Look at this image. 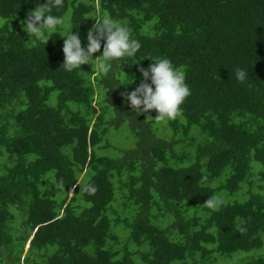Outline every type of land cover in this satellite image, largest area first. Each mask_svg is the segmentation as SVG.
<instances>
[{
  "label": "trees",
  "instance_id": "1",
  "mask_svg": "<svg viewBox=\"0 0 264 264\" xmlns=\"http://www.w3.org/2000/svg\"><path fill=\"white\" fill-rule=\"evenodd\" d=\"M43 2L0 0V264H264V0H63L47 41L21 26ZM105 16L129 27L135 56L105 74L101 47L61 68L62 36L85 46ZM158 58L190 88L174 119L121 95ZM123 124L132 142L112 155ZM240 189L244 201L193 207Z\"/></svg>",
  "mask_w": 264,
  "mask_h": 264
},
{
  "label": "clouds",
  "instance_id": "2",
  "mask_svg": "<svg viewBox=\"0 0 264 264\" xmlns=\"http://www.w3.org/2000/svg\"><path fill=\"white\" fill-rule=\"evenodd\" d=\"M63 0H44L30 10L21 22V26L28 36L47 41L56 27L63 23L58 15L53 14L54 9L62 7ZM60 34V33H59ZM63 37L62 52L64 61L61 66L66 71H73L82 65L89 64L93 54L100 51L102 54L96 68L99 72L107 74L113 61L134 57L141 48L138 40L131 36L129 27L105 16L95 21L86 34V45L82 46L78 33L70 30ZM96 59V58H95ZM152 60V59H151ZM147 68H139L141 81L130 92L121 93L133 112L138 115L155 110V119H174L180 112V106L191 94L186 81L185 72L175 67L168 58H158ZM122 65V64H121ZM120 65V66H121ZM236 79L243 83L247 79L248 71L241 68L235 70ZM134 77H127L121 84H134ZM219 198H210L205 203L215 207ZM243 230V229H242Z\"/></svg>",
  "mask_w": 264,
  "mask_h": 264
},
{
  "label": "rangeland",
  "instance_id": "3",
  "mask_svg": "<svg viewBox=\"0 0 264 264\" xmlns=\"http://www.w3.org/2000/svg\"><path fill=\"white\" fill-rule=\"evenodd\" d=\"M52 97H53V99H55L56 94H53ZM51 101L54 102V100H51ZM113 117H114V116H112V118H113ZM128 133H129V128L127 127L126 124H123V125H121V126L118 127V128H113V129L111 130V133L109 134L108 137H109L110 140L113 141V143H114L115 145H117V146H116L117 149H113V148L107 149L108 151L111 152L112 155H113V154H117V155H119L118 150L120 151V148H121L122 146H128V145L132 142L131 139H128V138H127ZM117 155H116V156H117ZM256 163L258 164L257 161H256ZM82 176H83V173L80 175L79 179H81ZM223 180H224V175L222 174L219 178H217V179L214 181V184H215V185H216V184H219V183L222 182ZM241 187H242V186H241ZM246 190H247V189H246ZM72 192H73V190H72ZM222 192H223V190L220 191V192H218V193H217L218 196H216L215 198H219V195H226L225 197L222 196V199H225V200L228 201V202H233V201H244V200L247 198L248 194H249V193H247V194L244 195L242 189H240L238 192H235V193L221 194ZM220 199H221V198H219V202L217 203V205H216L214 208H213V207H209L208 205H195V206H193V207L199 209V211L203 212L204 215H205V214H208L211 210H216V209L219 208ZM112 203H114V201H112L111 204H112ZM195 208H193V209H195ZM195 210H196V209H195ZM119 213L123 214L124 216H129V215H131V211H130V209H127V210H125V211L123 210L122 212H119ZM14 214H15V212H14ZM16 214H17V213H16ZM110 219H112V218L110 217ZM15 223H16V221H15ZM15 223H14V224H15ZM112 229H113L114 232H115V231H119L120 234H122V231H123V229H124V230H125V233H124V234H125L126 238H127L128 235H129V231H128L127 229H125V228L123 227L122 224L114 225ZM124 234H123V235H124ZM263 237H264V234H262V238H263ZM130 244H131V243H130ZM262 248H264V245H263ZM27 249H28V243L25 245L24 251H26ZM261 251L264 253L263 250H261ZM242 255H244V252H242ZM242 257H243V256H241V257H239V258H235V257H233V258H229V259L227 260V262H228L229 264H237V262L239 261V259L242 258Z\"/></svg>",
  "mask_w": 264,
  "mask_h": 264
}]
</instances>
